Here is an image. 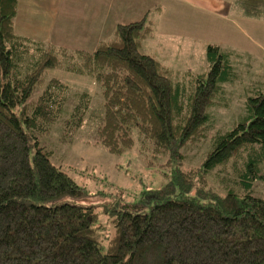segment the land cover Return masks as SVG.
I'll return each instance as SVG.
<instances>
[{
  "label": "trees",
  "instance_id": "obj_1",
  "mask_svg": "<svg viewBox=\"0 0 264 264\" xmlns=\"http://www.w3.org/2000/svg\"><path fill=\"white\" fill-rule=\"evenodd\" d=\"M18 2L0 0V264H264V198L254 191L264 181V89L230 129L210 134L208 109L235 76L230 52L209 43L201 73L141 53L160 6L117 24L93 50L43 46L16 32ZM230 9L264 18V0H231ZM64 65L99 83L101 111L88 115L98 142L118 155L135 134L151 157L167 155L163 185L106 201L51 160L40 134L62 114L65 84L52 77L32 94L47 69ZM81 120L66 122L75 130ZM204 142L202 161L183 168V149ZM95 196L102 202L85 200Z\"/></svg>",
  "mask_w": 264,
  "mask_h": 264
},
{
  "label": "rangeland",
  "instance_id": "obj_2",
  "mask_svg": "<svg viewBox=\"0 0 264 264\" xmlns=\"http://www.w3.org/2000/svg\"><path fill=\"white\" fill-rule=\"evenodd\" d=\"M192 1L216 8L212 10L216 12L215 15L205 13L206 16L202 13L204 29L200 40L185 42L187 40L180 34H177L180 38L175 35L168 38V34H164L163 31L155 32L154 38L146 39L139 51L144 54L151 49L155 58L159 55H156V52H161L165 59L172 58L175 61L179 72L183 70L181 67L187 56L191 61V70L195 73L207 70L205 58L201 61L197 53L204 52L209 43H217L230 52L229 59L235 76L231 82L223 85V90L217 96L215 104L208 109L210 134L213 135L215 132L230 129L239 121L245 115L247 96L258 89H264V18L253 19L241 16L239 12L231 11L229 6L222 5L223 3H220L221 7L219 3L214 4L213 1L216 0ZM30 13H36V10L24 11L21 4L18 16L14 20L18 34H21L20 30L27 31L17 25L22 16ZM180 13V10H171L169 14H163L159 18L152 12L151 18L157 20L163 17L161 21L164 23L163 30H177L181 24L182 28L185 25L195 24V20L190 22L189 17ZM42 42L43 46L51 44L48 41ZM174 51L177 53L176 57ZM33 60L32 57L29 59V61ZM30 66L32 65H23V68L28 71ZM52 77L65 84V88L62 89L65 96L60 98L62 114L56 122L49 125L47 132L40 134V138L42 145L51 152V160L54 163L59 164L88 192L105 194L106 201L112 200V196H120L124 202L129 203L134 201L144 189L158 188L166 182L167 174L172 167L162 163L168 156L151 157L150 150L142 148L141 140L135 134L133 148L118 155L108 153L98 142L95 133L96 122L89 119L88 115L94 110L101 111L103 99L99 83L93 76L82 70L68 69L65 65L47 69L45 84L35 89L33 98L44 91L48 80ZM179 86L187 89L190 87V85ZM78 115L82 116L81 126L72 130L71 124L66 120ZM208 148V142L195 144L188 149L184 148L185 159L182 167L197 166ZM149 159H153L152 166L147 165ZM210 185L219 191L222 190L213 179H210ZM254 191L264 198V181H256ZM99 197L101 196L89 197L85 200L99 203L102 202Z\"/></svg>",
  "mask_w": 264,
  "mask_h": 264
},
{
  "label": "crops",
  "instance_id": "obj_3",
  "mask_svg": "<svg viewBox=\"0 0 264 264\" xmlns=\"http://www.w3.org/2000/svg\"><path fill=\"white\" fill-rule=\"evenodd\" d=\"M213 3H219L218 5L223 3L222 5L230 7L231 0H216ZM21 4L24 11L35 9L36 13L22 16L17 26L27 31L20 30V35L38 41H48L56 46L84 50H93L99 41L111 37L117 24L137 20L155 6L161 7L160 12L156 13L159 18L163 14H169L171 10H180V14L189 17L190 22L195 20V24L185 25L183 28L181 24L177 30H163L164 23L161 22L163 17L155 20V32L163 31L164 34H168V38L171 35L180 38L177 35L180 34L187 40L185 42L200 40L204 29L202 13L216 14L212 11L216 8L192 0H19L15 18L18 16ZM145 53L153 54L151 49ZM204 53L205 51L197 53L201 61L204 60ZM156 55H158L156 58L170 69L179 71L172 58L165 59L159 51ZM174 55L177 56L176 51ZM190 63L186 56L181 67L182 71L191 70Z\"/></svg>",
  "mask_w": 264,
  "mask_h": 264
}]
</instances>
